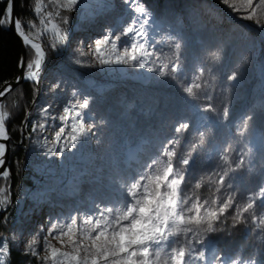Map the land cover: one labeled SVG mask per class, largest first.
I'll return each instance as SVG.
<instances>
[{
  "label": "rangeland",
  "instance_id": "rangeland-1",
  "mask_svg": "<svg viewBox=\"0 0 264 264\" xmlns=\"http://www.w3.org/2000/svg\"><path fill=\"white\" fill-rule=\"evenodd\" d=\"M141 2L152 12L155 21L148 26L149 50L160 56V60L150 58L148 66L165 62V57L172 54L170 45L175 42L169 37L175 36L182 45L183 83H190L196 69L203 67V81H208L211 87L202 89L199 98L193 100L170 76L159 77L158 70L99 65L93 60L90 46L108 30L119 34L133 13L123 0H82L75 11L77 18L68 42L58 49L55 63L44 67L41 73L32 124L44 123L45 129L32 132L27 162L30 185L22 187L20 211L2 239L6 238L10 248L26 256L25 264H44L43 257L48 255L43 251L44 238L52 223H68L72 216H76L79 223L80 218L95 211L94 204L109 203L121 179L139 171L169 140H178L176 150L181 157L193 144L197 145L189 169L193 183L201 178L218 179L215 173H222L224 165L220 156L225 148L230 149L234 162L248 148L252 149L245 157V165L229 173L226 180H230L232 187L226 184L217 193L221 197L235 192L236 199L243 201L264 182V30H250L243 22L229 19L227 15L237 19L238 14L219 0ZM90 43L92 45L88 46ZM117 43L123 48L131 39L122 36ZM82 52L88 55L82 56ZM212 53H218L219 59L213 61ZM244 57H247L246 62ZM76 59L95 66H79L74 63ZM234 71L238 72V78L229 81L227 77ZM56 83L60 86L53 90ZM74 91L77 96H73ZM207 96L212 99L209 101ZM84 97L90 98L85 111L89 116L87 122L95 124L92 132L78 141L75 148L66 149L60 155L48 154L47 147L58 150L64 140L60 145L51 143L57 129L50 132L52 124L41 110L47 108V114H53L55 108H62L58 105L61 104L59 98L65 101V108L69 102ZM208 103L215 112L202 110ZM225 105L229 108L227 117L223 116ZM245 115H251L252 119L241 136L239 131ZM183 122L189 127L176 133L175 128ZM63 126L70 131V121ZM201 132L204 133L202 144L199 143ZM81 175L84 176L81 178ZM206 187L214 190L215 185ZM202 195L206 196L205 192ZM257 212L264 213V208H258ZM237 228L241 239L245 237L247 243L252 241L250 254H241L246 246H241L240 242L237 244L240 250L237 246L219 245V242H228L225 238L230 235L228 231L210 234L205 240L206 247L197 245V248L229 254L230 259L238 258L241 264L253 261L264 264V232L243 225ZM33 235L40 239L36 246L40 259L25 253L24 245ZM48 240L62 251L69 250L67 237H62L63 247L52 237Z\"/></svg>",
  "mask_w": 264,
  "mask_h": 264
},
{
  "label": "snow or ice",
  "instance_id": "snow-or-ice-1",
  "mask_svg": "<svg viewBox=\"0 0 264 264\" xmlns=\"http://www.w3.org/2000/svg\"><path fill=\"white\" fill-rule=\"evenodd\" d=\"M82 0H33L31 10L35 19L29 20L25 26L20 18H15V32L22 39L26 47L34 50L31 58L25 61L21 57L18 67L23 70L22 76L16 78V83L21 80L30 81L38 85L41 73L47 62L48 53L42 43L37 42L45 35L51 36L48 47L53 51L68 42V29L70 14L77 10ZM128 5L133 15L127 25L119 34L108 30L102 39H98L90 46L93 60L99 65H131L141 69L147 68L149 72L158 70L161 78L169 77L176 81L182 91L191 99H198L202 89L211 87L208 81H203L205 69H196L190 83L184 84L182 74L184 66L181 63L182 45L175 36L169 39L175 42L170 45L172 54L165 57V62L156 66H148L150 58L160 60V56L149 50L148 26L155 21L152 12L141 0H123ZM238 18L253 22L257 28L264 30V0H219ZM13 0H7V7L3 17H0V26H11L13 23ZM38 21V23H37ZM122 36L130 37L131 43L120 48L118 41ZM154 48V45H152ZM82 56L88 53H81ZM213 61L219 59L218 53H212ZM244 62L247 57L243 58ZM79 66L92 67L94 63L76 59ZM238 72H232L227 79L235 81ZM203 81V82H202ZM6 87L0 91V141L9 140L6 121L10 112L3 102L8 93L13 91L12 85L5 82ZM59 83L54 84L53 90ZM73 92V96H77ZM209 101L211 96L206 97ZM90 98L84 97L76 102H69L63 109L59 119L62 124L70 121V131L61 126L54 134L51 143L62 146L47 147L50 155H60L66 149L77 146V142L87 138L95 127L88 123ZM15 106V105H13ZM203 111L215 112L211 103L205 105ZM47 108L41 110L46 117ZM29 113H26L27 120ZM229 115L227 105L223 108V116ZM251 115L242 119L239 134L243 136L249 126ZM27 126V125H25ZM187 122L180 123L176 133L187 129ZM32 132L45 129L44 123H34ZM204 133H200L199 143H203ZM178 140H169L160 150L159 154L145 163L139 171L127 175L117 184L114 195L107 204H94L92 214L80 218L72 216L68 223H52L44 238L43 251L48 253L43 257L44 264H241L238 258H229L214 252L208 259L204 247L206 237L210 234L227 231L223 225L231 221L230 227L236 228L243 225L251 230L264 232V213H258V208H264V182L247 194L243 201L236 199L235 192H229L225 197L217 195L227 184L232 187L229 177L230 172L242 168L245 157L250 155L252 149L248 148L238 161H233L229 155V148H225L220 156L223 162L222 173H215L217 180L201 178L194 183L189 178V169L193 161V153L197 145L193 144L191 150L181 157L176 145ZM6 153V144L0 142V167L5 164L3 159ZM10 172L5 169L0 172V177L8 181ZM208 184H214V190L209 188L210 196H203L201 189ZM260 202L259 204L257 202ZM10 203V193L7 187H0V209H6ZM6 222V220H5ZM55 233V235H53ZM48 237L61 243L62 237H67L69 250L53 246ZM40 243L38 235H33L24 245L25 253L40 259L37 245ZM9 254L7 239L0 242V264H5L4 257ZM255 264V261L252 262Z\"/></svg>",
  "mask_w": 264,
  "mask_h": 264
},
{
  "label": "trees",
  "instance_id": "trees-1",
  "mask_svg": "<svg viewBox=\"0 0 264 264\" xmlns=\"http://www.w3.org/2000/svg\"><path fill=\"white\" fill-rule=\"evenodd\" d=\"M33 0H16L15 16L20 18L22 23L27 25L29 20H34V12L31 10ZM7 7V0L0 1V17L4 16L5 9ZM69 17V23L65 26L68 29V34L72 31V26L76 21V12L67 14ZM38 23V21H37ZM51 39L50 34L45 35L38 41L42 43L46 52L48 53L47 62L44 67L55 63V57H57V50L53 51L48 47V42ZM31 54H34V50L30 47H26L25 61L31 58ZM21 56V47L16 36L6 26H0V86L9 81L18 72V64ZM45 69V68H44ZM38 93V85H34L30 81H25L17 85L12 92L8 93L3 102L6 104L7 110L10 112V118L6 121V128L8 135L10 136L9 142V159L7 163V170L10 172L8 181H4L0 177V187H7V191L10 193V203L6 209L0 211V242L9 231V228L16 220L20 211V194L24 185H30L28 178L29 170L27 169V162L29 156L30 139L32 136V120L34 118V102ZM15 105V106H13ZM26 113H29L27 120H25ZM27 125V126H25ZM138 145V144H137ZM201 192L206 196H210L208 188L201 189ZM6 220V222H5ZM231 222L223 225L227 229L229 236H225L228 242H219L225 244L228 247L237 246L240 250L241 246H246L243 249L242 255L246 256L250 254L248 250L252 241L247 243V239L244 237L241 239V235L237 229L231 228ZM227 234V235H228ZM240 242V245H237ZM9 247V246H8ZM257 256L258 254L255 253ZM7 264H25L26 256L21 255L16 250L9 247V254L6 256ZM33 263V261L31 262Z\"/></svg>",
  "mask_w": 264,
  "mask_h": 264
},
{
  "label": "water",
  "instance_id": "water-1",
  "mask_svg": "<svg viewBox=\"0 0 264 264\" xmlns=\"http://www.w3.org/2000/svg\"><path fill=\"white\" fill-rule=\"evenodd\" d=\"M15 6H16V0H13V13H12V15H13V23H12L11 26H6V29L9 30V31H11L16 36L17 40L19 41L20 47H21V56H20V59H21V57H24V59H25V57H26V46L23 44L22 39L15 32V29H14V20L16 18V16H15ZM227 16H228L229 19H231V20H233L235 22L236 21L243 22V24H246L249 27V29L262 32V30L259 29V28H257V26L254 23H252V22L244 21V20H241L239 18L233 19L229 15H227ZM37 42H39V41L37 40ZM22 74H23V70L20 67H18V72H17L16 76H14L12 79H10L9 81H6V82L10 83L12 85V88L14 89L20 83L25 82L24 80H21L19 84L16 83V78L19 77V76H22ZM5 87H6V84L3 83L0 86V91H3V89ZM2 100H3V98H2ZM9 142H10V136H9V140L4 141V143L6 144V153H5V156L3 158L5 160V164L2 167H0V172H2L3 170L7 169V163H8V159H9ZM0 211H1V209H0Z\"/></svg>",
  "mask_w": 264,
  "mask_h": 264
},
{
  "label": "bare ground",
  "instance_id": "bare-ground-1",
  "mask_svg": "<svg viewBox=\"0 0 264 264\" xmlns=\"http://www.w3.org/2000/svg\"><path fill=\"white\" fill-rule=\"evenodd\" d=\"M228 13V12H227ZM229 14V13H228ZM230 16H232L231 14H229ZM244 26H246L247 27V29H249V27L246 25V24H243ZM251 30V29H250ZM88 41H89V38L87 37V39H86V42L88 43ZM90 45H92V43H90L88 46H90ZM53 69V68H52ZM43 76V75H42ZM41 76V77H42ZM42 80V79H41ZM41 82V81H40ZM59 101L61 102V104H58V105H61V107L62 108H60L59 110H57V108H55L56 110L53 112V114H47V116H46V119H47V122L49 123V124H52L51 125V130H50V132L52 131H55L56 129L58 130L61 126H63V124H62V121L61 120H59V117L62 115V113H63V109H64V103H65V101H63V100H61L60 98H59ZM66 101L68 102V100L66 99ZM56 102H58V101H56ZM55 105V104H54ZM54 110V109H53ZM53 137L54 136H52V138H51V141L53 140ZM46 138V140L47 139H49L50 137H45ZM49 141V140H48ZM0 142H2V143H4V141H0ZM48 146V145H47ZM140 148V145L138 144L137 145V149H139ZM140 159V158H139ZM141 164V163H140ZM139 165V164H138ZM84 175H81V178L83 177ZM43 235V234H42ZM207 254V257H208V259H211V257H212V255H213V252L212 251H210V252H206ZM229 255V254H228ZM230 258V257H229Z\"/></svg>",
  "mask_w": 264,
  "mask_h": 264
}]
</instances>
